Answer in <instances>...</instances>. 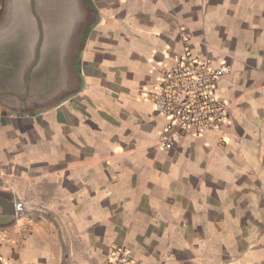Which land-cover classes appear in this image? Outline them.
<instances>
[{
	"label": "crops",
	"instance_id": "0c3cea01",
	"mask_svg": "<svg viewBox=\"0 0 264 264\" xmlns=\"http://www.w3.org/2000/svg\"><path fill=\"white\" fill-rule=\"evenodd\" d=\"M186 45L231 64L232 122L163 150L154 92ZM66 55L43 105L0 103V191L25 206L0 264H106L118 246L138 264H264V0H83Z\"/></svg>",
	"mask_w": 264,
	"mask_h": 264
},
{
	"label": "water",
	"instance_id": "95a60500",
	"mask_svg": "<svg viewBox=\"0 0 264 264\" xmlns=\"http://www.w3.org/2000/svg\"><path fill=\"white\" fill-rule=\"evenodd\" d=\"M82 19L83 0H0V20H10L13 29L0 42L2 106L37 108L61 91L53 87V79L66 76L67 50ZM18 76L24 77V88L11 86ZM17 201L0 191V229L12 226L25 213Z\"/></svg>",
	"mask_w": 264,
	"mask_h": 264
},
{
	"label": "built area",
	"instance_id": "2783aa9c",
	"mask_svg": "<svg viewBox=\"0 0 264 264\" xmlns=\"http://www.w3.org/2000/svg\"><path fill=\"white\" fill-rule=\"evenodd\" d=\"M184 35L183 40L189 41ZM231 70L225 60L198 58L186 45L175 64L165 69L154 92L157 111L167 119L158 145L170 150L188 133L201 134L209 129H224L232 122L233 105L217 93V82ZM24 208V203L17 201ZM106 264H138L127 246L115 247Z\"/></svg>",
	"mask_w": 264,
	"mask_h": 264
}]
</instances>
